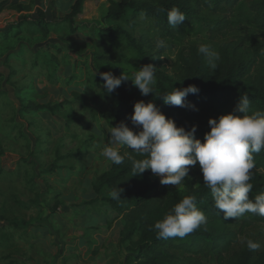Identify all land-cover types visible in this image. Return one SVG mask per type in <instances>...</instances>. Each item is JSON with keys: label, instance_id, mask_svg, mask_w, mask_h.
Segmentation results:
<instances>
[{"label": "rangeland", "instance_id": "obj_1", "mask_svg": "<svg viewBox=\"0 0 264 264\" xmlns=\"http://www.w3.org/2000/svg\"><path fill=\"white\" fill-rule=\"evenodd\" d=\"M10 1L28 9L19 12L10 2L0 8V264H121L126 258L119 243L122 217L103 199L109 190L97 195L93 189L112 164L101 152L113 101L100 97L97 115L70 101L73 90L100 94L96 78L104 68L132 76L140 66L119 51V61L95 56L109 0H85L72 35L55 27L45 32L36 21L43 16L54 24L74 0ZM141 21L140 30L152 34L153 23ZM231 36L249 45L264 43V34L246 23ZM165 40L162 60L169 75L177 71L178 52L187 44H208L218 52L223 43L204 31ZM256 73H264V53ZM47 103L57 106L55 113L34 108ZM6 215L20 224L11 225ZM249 233L264 247V225Z\"/></svg>", "mask_w": 264, "mask_h": 264}, {"label": "trees", "instance_id": "obj_2", "mask_svg": "<svg viewBox=\"0 0 264 264\" xmlns=\"http://www.w3.org/2000/svg\"><path fill=\"white\" fill-rule=\"evenodd\" d=\"M7 2L19 12L28 9L10 0H3L0 8ZM84 3L85 0H74L70 11L54 24L43 16L36 22L45 32L55 27L58 32L72 35L79 29L76 18L82 14ZM173 7L186 15L185 21L176 28L167 22V13ZM142 18L153 23L152 34L148 30H140ZM104 20L106 24L98 28L95 37L99 48L95 55L97 58L106 62L119 61V51L140 67L150 63L157 68L154 96H142L137 87L124 83L114 92L107 93L99 74L96 80L102 85L100 94L89 95L73 90L70 103L89 109L92 115L99 113L100 97L113 101L107 117L109 128L121 122L133 127L129 117L138 100H154L167 118L186 130L197 125L195 137L201 141L204 133L210 130L209 118L232 112L241 95L248 96L251 110H264V73H256V65L264 53V43L255 41L249 45L244 39L231 36L236 26L243 23L264 34V0H109ZM199 31L206 32L211 40L223 41L218 50L221 59L217 62V69L212 72L205 58L198 53L199 46L189 43L179 50L177 71L169 75L162 60L166 47L157 49L156 41L176 40ZM108 71L104 68L101 72ZM189 84L196 85L199 91L186 96V107L164 103L163 94L174 87ZM159 95L161 97L157 98ZM56 107L47 103L34 108L55 113ZM120 151L121 154L127 153L124 162L120 165L112 163L97 178L93 189L97 195L105 189L109 193L117 187L123 189L119 200L110 196L103 198L109 209L122 217L119 243L126 252V258L121 264H264V247L249 251L246 246V241L251 238L249 231L264 225V216L245 213L237 219L225 220L223 213L215 207L211 190L203 183L198 163L190 167V175L181 189L161 185L151 170H146L142 176H131L133 161L129 157H141L126 146ZM2 154L4 149L0 147ZM254 160L250 181L253 188L249 193L253 200L256 195L264 193V149L254 154ZM187 195L196 197L197 207L207 217L206 225L183 238H158L154 224ZM15 201L20 202V198L15 197ZM3 217L13 226L20 224L14 215Z\"/></svg>", "mask_w": 264, "mask_h": 264}, {"label": "clouds", "instance_id": "obj_3", "mask_svg": "<svg viewBox=\"0 0 264 264\" xmlns=\"http://www.w3.org/2000/svg\"><path fill=\"white\" fill-rule=\"evenodd\" d=\"M185 19L186 15L178 8L173 7L167 13V22L172 28L182 24ZM166 46V40L156 41L157 49ZM197 51L214 72L221 59L219 52L208 44L199 45ZM156 69L149 63L132 76L124 71L119 76L111 71L99 72V76L107 93L114 92L123 82L131 80L142 96H154ZM198 91L196 85L189 84L174 87L162 98L166 104L186 107V96ZM133 109L129 117L133 127L121 122L108 130V143L101 152L108 161L122 164L127 153L121 154L120 148L126 146L141 157H129L133 161L131 176H142L146 170H151L153 176L159 177L161 185L175 187L181 186L184 178L189 176L190 167L198 163L203 183L211 190L215 207L223 213L225 220L237 219L245 213L264 216V193L256 195L254 200L249 197L253 188L250 181L255 168L254 154L264 149V110H251L247 95H241L232 112L209 118L210 130L204 133L203 141L195 137L197 125H192L188 130L182 125L178 126L173 119L166 117L154 100H138ZM122 192L123 189L117 187L109 196L119 200ZM206 223L207 217L197 207L196 197L187 195L157 221L154 228L158 238H183ZM246 246L249 251L261 247L259 242L252 239L246 241Z\"/></svg>", "mask_w": 264, "mask_h": 264}, {"label": "built area", "instance_id": "obj_4", "mask_svg": "<svg viewBox=\"0 0 264 264\" xmlns=\"http://www.w3.org/2000/svg\"><path fill=\"white\" fill-rule=\"evenodd\" d=\"M159 179V178H158Z\"/></svg>", "mask_w": 264, "mask_h": 264}]
</instances>
